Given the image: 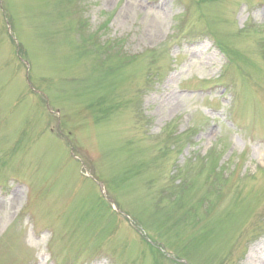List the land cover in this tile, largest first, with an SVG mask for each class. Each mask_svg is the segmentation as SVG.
<instances>
[{"label": "rangeland", "instance_id": "1", "mask_svg": "<svg viewBox=\"0 0 264 264\" xmlns=\"http://www.w3.org/2000/svg\"><path fill=\"white\" fill-rule=\"evenodd\" d=\"M0 264H264V0H0Z\"/></svg>", "mask_w": 264, "mask_h": 264}]
</instances>
